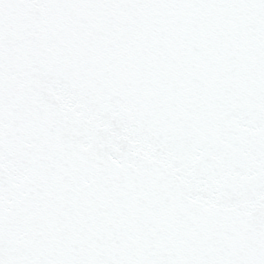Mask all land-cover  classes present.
I'll return each mask as SVG.
<instances>
[{
  "label": "snow or ice",
  "instance_id": "6c2138e0",
  "mask_svg": "<svg viewBox=\"0 0 264 264\" xmlns=\"http://www.w3.org/2000/svg\"><path fill=\"white\" fill-rule=\"evenodd\" d=\"M0 264H264V0H0Z\"/></svg>",
  "mask_w": 264,
  "mask_h": 264
}]
</instances>
